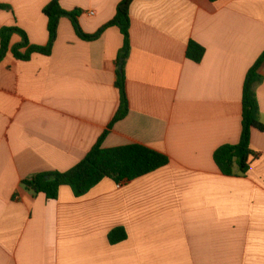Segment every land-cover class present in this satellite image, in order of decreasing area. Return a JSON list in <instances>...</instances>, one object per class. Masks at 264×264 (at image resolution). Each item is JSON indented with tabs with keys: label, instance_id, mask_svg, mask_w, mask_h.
Listing matches in <instances>:
<instances>
[{
	"label": "crops",
	"instance_id": "0c3cea01",
	"mask_svg": "<svg viewBox=\"0 0 264 264\" xmlns=\"http://www.w3.org/2000/svg\"><path fill=\"white\" fill-rule=\"evenodd\" d=\"M51 1L0 0L9 7L0 31L17 27L47 46ZM122 1L60 3L94 35ZM130 17L129 113L103 147L146 146L169 165L121 188L105 179L81 198L69 186L48 200L22 185L74 168L120 108V29L87 42L62 18L51 56L21 61L10 50L0 62V264H264V130L252 132L246 175H223L214 161L241 139L244 84L264 53V0H135ZM192 41L205 49L201 63L188 57ZM21 42L14 34L10 49ZM260 76L264 125V64ZM119 228L128 237L112 245Z\"/></svg>",
	"mask_w": 264,
	"mask_h": 264
},
{
	"label": "trees",
	"instance_id": "16d2710c",
	"mask_svg": "<svg viewBox=\"0 0 264 264\" xmlns=\"http://www.w3.org/2000/svg\"><path fill=\"white\" fill-rule=\"evenodd\" d=\"M135 0H123L113 20L102 27L96 34H86L81 25V11L65 10L60 0H52L44 9V15L48 18L49 42L47 46H34L29 42L27 34L17 28L8 27L0 31L1 49L0 62L4 60L11 50L14 57L21 61H30L32 56L40 54L51 56L54 44L58 38L60 21L69 18L77 36L87 42L98 40L104 32L117 27L124 36V46L120 51L117 72L116 88L120 93V108L108 129L100 137L96 145L87 156L74 168L67 172L43 173L31 179L23 181L22 185L34 195L44 194L48 200H58L60 189L63 186L72 188L75 196L81 198L98 186L105 179H111L117 184L129 183L146 175L152 174L169 165V158L155 150L142 145H127L112 149L103 147L114 126L129 113V100L127 94L126 61L131 51V17L130 8ZM0 9H9L8 6H0ZM14 34L22 37V42L10 49L11 39ZM26 49L25 53L22 50ZM205 56V49L196 42H191L188 48V57L195 63H201ZM264 64V53L250 69L243 91V119L240 142L236 145H224L214 154V161L223 175L244 176L251 168L253 151V130H264L260 122V110L256 97L255 85L261 81L260 70ZM122 66V69H120ZM238 166V172L236 171ZM124 229L113 230L109 235L112 245H117L127 239Z\"/></svg>",
	"mask_w": 264,
	"mask_h": 264
},
{
	"label": "built area",
	"instance_id": "2783aa9c",
	"mask_svg": "<svg viewBox=\"0 0 264 264\" xmlns=\"http://www.w3.org/2000/svg\"><path fill=\"white\" fill-rule=\"evenodd\" d=\"M91 14L93 15V13H91ZM123 185H124V183H120L118 187L121 188Z\"/></svg>",
	"mask_w": 264,
	"mask_h": 264
},
{
	"label": "water",
	"instance_id": "95a60500",
	"mask_svg": "<svg viewBox=\"0 0 264 264\" xmlns=\"http://www.w3.org/2000/svg\"><path fill=\"white\" fill-rule=\"evenodd\" d=\"M120 69H122V66H120Z\"/></svg>",
	"mask_w": 264,
	"mask_h": 264
}]
</instances>
